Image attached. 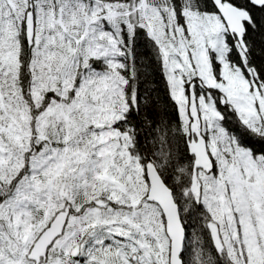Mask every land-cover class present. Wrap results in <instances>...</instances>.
<instances>
[{
    "label": "snow or ice",
    "instance_id": "obj_1",
    "mask_svg": "<svg viewBox=\"0 0 264 264\" xmlns=\"http://www.w3.org/2000/svg\"><path fill=\"white\" fill-rule=\"evenodd\" d=\"M0 264H264V0H0Z\"/></svg>",
    "mask_w": 264,
    "mask_h": 264
}]
</instances>
